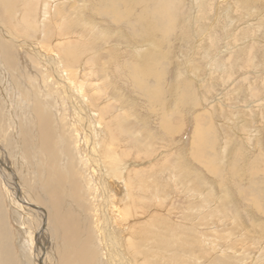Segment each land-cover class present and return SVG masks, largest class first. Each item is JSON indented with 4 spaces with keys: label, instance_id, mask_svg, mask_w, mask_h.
Returning a JSON list of instances; mask_svg holds the SVG:
<instances>
[{
    "label": "rangeland",
    "instance_id": "1",
    "mask_svg": "<svg viewBox=\"0 0 264 264\" xmlns=\"http://www.w3.org/2000/svg\"><path fill=\"white\" fill-rule=\"evenodd\" d=\"M92 1L94 2L92 3ZM166 1L170 4L174 15L179 14L177 15L180 18L178 22L180 28L185 24L189 25V22L193 25L186 28L185 37L189 38V41L178 40V32H176L177 37L168 38L163 51H166L167 54L170 53L168 54L170 61L167 59L162 62L157 69L163 73L162 80L155 81L152 77L150 80L146 79L142 86L141 82H136V85L134 79V85L131 82L135 71L133 64H138L135 48L144 40L143 34L146 31L143 26L139 27L138 23L134 25L135 19L130 18L129 22H126L136 31L133 28L131 30L126 22V25L123 24V28L127 30L129 42L124 40L123 42L122 39L116 37L114 43H121V47H115L117 48L114 51L115 55L124 56L126 60L115 58L117 63L115 62L114 66L110 67L111 81L107 88L109 100L99 101L110 104L107 109L104 107L102 110L107 120L113 122L112 127L119 129L115 132L120 133L123 130L128 134L129 139L125 137L127 143L124 145L127 151L126 155H128L125 163L131 165L127 173L130 172L131 178L140 184L141 179H144L145 183L147 182L145 185L141 184V190L138 185L137 193L136 191L134 193L140 200H144L140 204L141 206L137 205L140 206L139 210L144 209L141 213L148 212L143 220H148L146 219L148 216L151 219L152 216H155L159 225V229H157L159 236H162L163 239L166 238L165 240L154 238L155 236L150 234L152 226L149 221L143 226L146 228L143 230L144 237L148 241L146 245H151V247L161 245L163 247L161 252H164V249L170 251L167 254L164 252L163 258L161 256L162 259L158 257L153 259L158 264H264V248L262 249L264 246L262 244L264 242V29L261 28V31H258L260 23L264 22V0H261V3L255 2V0H251L253 2L246 0L248 8L255 6L259 13L254 16L246 15L237 21V28L234 29V32H236V36L243 33L242 30L247 28L246 25L248 26V23L253 21L255 24L250 26L252 28L250 34L254 39L250 38L248 45L240 46V54L235 52L240 57L238 61L241 62L236 64L234 74L223 75L226 78L222 82L217 79L210 80L212 75L209 72L212 70L207 72L208 67L206 66L209 59L219 57V53L220 57L224 56L227 60L229 58V55H222L229 37L224 27L226 20L224 21L222 17L219 18L218 14L217 17L213 14L212 18L210 15L206 27L210 32L208 36H214L215 54L210 58L205 56L202 60L195 55L196 62L192 61L186 65L185 58L182 56L186 53V45L190 46L193 43L194 47L203 36L198 33L195 23V19H199L197 12L193 9L195 1L187 0L183 8L178 0ZM53 2L54 0H52ZM176 2H179L180 5ZM235 2L240 6L243 0H235ZM228 3L230 6V1ZM85 4L88 6L85 9L86 13L88 12L87 21L92 20L90 17L93 16V11L88 9L89 5L104 10L113 6L111 0H71L68 5L62 6L63 9L66 8L64 14L69 17V23L78 21L81 24L86 21L81 8ZM154 4L155 0L152 2V5ZM221 4L224 5L216 0V7H220ZM224 7H227V4ZM182 11L183 13H181ZM43 16L45 13L42 0H0V43L14 46L9 48V52L16 64L19 63L20 58V63L17 66L18 74L5 66H0V98L2 94L4 97L7 96L4 101L10 104L9 106L13 109L11 117L7 114L5 105L1 106L0 102V118L2 117L3 123L6 125L11 124L12 118L13 120L20 118L19 111L24 107L22 102L25 103L24 105L29 103L27 98H22L19 95L20 91H26L25 85L27 87L33 83V79H29L34 77L31 76V71L33 69L41 70V66H43L42 55L39 57L35 54L34 49H38L40 43L44 44L50 37L52 42H55L53 41L57 32L55 25L57 22L59 23V19H63L58 15L52 17L56 23L45 22L43 24ZM190 16L192 19L189 18ZM99 21L104 20L99 19ZM33 22L35 27L30 25ZM110 24L108 26L114 29ZM215 24H219V26L214 27ZM254 25H256L255 29ZM256 27H258L257 30ZM75 29L77 28L75 27ZM3 30L7 32V35L2 34ZM114 30L117 32L119 28ZM142 31L143 34H141ZM134 37L140 40L136 42L137 39ZM134 39L135 42H133ZM11 41L13 42L11 43ZM171 43H173V47ZM40 47L42 48V46ZM122 47L124 49H121ZM172 49L173 51L170 52ZM87 50H90L89 45L86 52ZM103 50L104 48L101 50L97 48L93 51L104 53L103 56H106L107 54ZM65 51L66 49L62 47L59 50L60 54ZM252 51L253 53L250 54ZM248 54H250L249 57L246 56ZM0 58L4 62L7 61L1 53ZM128 58L130 62H128ZM254 59L255 67L251 64V60ZM86 61L82 60L78 65H85ZM118 62L121 63L120 67ZM106 63L107 60L104 59L101 64L108 66ZM151 68L153 69L155 66H151ZM246 68L250 72L248 77L246 76L247 78L244 77ZM221 73L219 72L220 75ZM214 74L217 77L220 76L215 71ZM17 75L19 76L17 77ZM197 79H199L198 83ZM133 87L138 91L133 90ZM157 87H159V91L161 90L159 100L157 105L151 108L149 105L151 92H154ZM177 87L180 88L179 92ZM90 88L89 85L87 89L91 91L93 88ZM122 109H126L124 110L126 113L128 110L127 124L124 122L126 121L125 117L123 118L120 113ZM246 109L250 112H247ZM234 116H238L239 121H235ZM165 117H168L167 120ZM16 158L15 155L10 158L12 163L14 159L17 161ZM182 165L184 177L181 176L180 171H177L178 168H182ZM133 184L129 185V189L134 187ZM143 190L145 197H142ZM7 194L8 192H5L0 180V223L3 222L4 235L8 236L9 248L16 264H36L35 258L37 251L40 250L39 244L43 242V239L37 236L39 229L37 223L41 221L32 213L24 214L15 210L12 206L13 201ZM147 195L150 199L147 198ZM155 197H157L158 203L155 201ZM153 202L157 203L158 207L151 214V211L154 210ZM143 205L145 206L142 207ZM238 223H245L249 230L248 234L253 231L257 238L251 233L249 236H253L257 240L255 242L245 241L246 234L240 231ZM252 228L254 229L252 230ZM31 237L35 248L32 250L34 251L31 250L32 243L29 241ZM5 240L7 241V239ZM172 251L174 254L171 253ZM55 252L53 249L49 264H55L56 257L53 255ZM70 259L73 261V257Z\"/></svg>",
    "mask_w": 264,
    "mask_h": 264
},
{
    "label": "bare ground",
    "instance_id": "2",
    "mask_svg": "<svg viewBox=\"0 0 264 264\" xmlns=\"http://www.w3.org/2000/svg\"><path fill=\"white\" fill-rule=\"evenodd\" d=\"M178 1L181 2V8L185 7L187 0ZM194 1L193 9L197 12L199 18L195 19V23L198 33L203 36L194 47L193 43L190 46L186 45V53L182 55L185 58L184 62L186 65L192 61L196 62L195 55L202 60L205 56L210 58L211 55L215 54L216 43L213 42L214 36H208L210 32L206 24L209 22L208 18L210 15L212 18L213 14L216 17L218 14L219 18L222 17L224 21L226 20L224 27L229 37L222 55H229V58L227 60L224 56L220 57L219 53V57L209 59L210 61L206 67H208L207 72L212 70L209 72L212 75L210 80L217 79L222 82L226 78L223 75L234 74L236 64L241 62L238 61L240 57L235 52L240 54L239 48L249 43L250 38L254 39L250 34V29H252L250 26L255 24L253 21H250L248 26L246 25L247 28L242 30L243 33L237 36L236 32H234V29L237 28L236 22L246 15L254 16L258 14L259 10L255 6H249L250 9L248 8L247 2L251 0H243L240 6L235 0H219L224 5L222 6L221 4L220 7L217 6L218 8L215 5L216 0H191V2ZM228 1H230V6ZM256 1L261 3V0ZM69 2L71 0H54L53 3L52 0H42V7L45 13V16L42 17L43 24L45 22L49 24L56 23L52 17L58 15L63 17V19H59V23L57 22L58 24L56 23L55 25L57 29L56 37L53 39L55 42L53 43L50 37L44 44H39L42 48L39 46L38 49H34L35 54L39 57L42 55V59H44L42 61L43 66H41V70L33 69L31 71V76L34 77L29 79H33V83L27 87L25 85L26 91H20L19 95L29 101L26 105L22 102L24 107L19 111L20 118L14 120L12 118L10 125L3 123L2 117L0 118V180L5 192H8L7 196L13 201L12 206L15 210L24 214L32 213L41 221L37 223L39 224L37 236L41 237L43 242L39 241L41 244H39L40 250L36 254V264H49L53 249L56 251L53 254L56 257L54 260L55 264H158L153 259L161 258V256L163 258L162 254L164 252L166 254L167 252L170 253V251L164 249V252H161L163 249L161 245L152 247L151 245H146L148 241L144 237L143 230H146L143 227L144 224L151 222L150 234L155 236L154 238L159 240H165L166 238L163 239L162 236H159L157 231L159 225L155 216H152L154 220L149 216L146 218L148 220H143L148 212L141 213L144 209L139 210L138 208H140V204L144 200H140L136 194V196L134 195L135 191L137 193V186L139 185L141 190V184L145 185L147 182L145 183L144 179H141L140 184L131 178L130 172L127 173L131 165L125 163L128 155H126L127 151L124 145L129 139L128 134L121 129L120 133L115 132L119 131V129L112 127L111 124L113 122L109 119V121L107 120L102 110L104 107L107 109L110 104L100 103L99 101L109 100L107 88H109L111 81L110 67L114 66L115 62L117 63L116 59L123 60L124 58L126 60L124 56L115 55L116 52H114L117 49L115 47H121V43L114 44L116 37L122 39V41L129 42L127 30L123 28V24L126 21L129 22L130 18H134L136 20V22L135 20L133 21L134 25L138 23L139 27L140 25L143 26L146 31V33L144 32L145 34H143L144 30L142 31L141 34H143L144 40H141L142 42L136 45L135 48L138 64H133L135 71L132 77L133 80L131 78V82L134 85L136 82H141L142 86H144L143 82L145 83L146 79L150 80L152 77L155 81L160 82L162 80L163 73L157 69H159L162 62L170 58L168 55L170 53L167 54L166 51H163L165 41L177 34L179 35H177L178 37L176 36L178 40L182 42H185V40L189 41V38L185 37L186 28L192 24L189 22V25L185 24L184 27L180 28L178 26L180 21L179 14L176 13L174 15L170 4L166 0H155L154 5H152L153 0H124L123 2L122 0L120 2L119 0H111L113 6L105 10L91 6L92 10L89 5L88 9L93 11V16L90 17L92 20L89 19L90 21H87L88 12L86 13L85 11L87 6L85 4L81 8L86 21L81 24L78 21H74L71 24L68 20L69 17L64 14L66 8L63 9L62 7L68 5ZM179 2L176 3L179 4ZM226 4L227 7H224ZM99 19L105 22L99 21ZM128 22H126L127 25ZM109 24L114 29L119 28V31L116 32V30L110 28ZM30 25L35 27L34 22ZM218 26L219 24L214 25V27ZM129 27L132 30L133 27ZM261 28L264 29V22L260 23L259 32ZM96 30L99 31L97 32ZM176 32L178 33L176 34ZM3 33L7 35L4 30ZM8 34L11 33L8 32ZM139 40L137 39L136 42ZM133 42H135V39ZM173 43H171L172 47ZM88 45L90 50L86 52ZM11 47L14 46L0 43V53L7 60L4 62L0 58V66H5L10 71L18 74L17 66L20 63V58L19 63L16 64L9 52ZM61 47L66 49L62 54L59 52ZM97 48H100V50L104 48L103 51L107 55L103 56L104 53L94 52L93 50H97ZM121 49L124 48L122 47ZM172 51L173 49L170 52ZM250 54L246 56L249 57ZM16 56L18 57L17 53ZM104 59L105 61L107 60L106 64L108 66L101 64ZM82 60H87L85 62L87 64L78 65ZM128 62H130V59ZM251 62L255 67V59L251 60ZM118 63L120 67L121 63ZM99 64L101 65L98 66ZM151 66H155V68L152 69ZM214 71L218 74L219 72L222 73L217 77ZM248 71L249 69L247 70L246 68L244 77L250 74ZM22 82L25 83L23 80ZM198 82L199 79H197ZM89 85L93 88L91 91L87 89ZM135 87H133V90L139 89ZM178 87L177 90L179 92L180 88ZM160 92L159 87L154 92H151L149 100L151 108L157 105ZM6 97L2 94L0 98L2 99L0 101L1 106L4 104L7 108V114L12 117L13 109L9 106L10 104L5 102ZM124 110L126 109L120 110V113H122L123 118L125 117L126 121L124 122L127 124L129 113L128 110L127 113ZM247 112L250 111L247 110ZM167 118L165 117L166 120ZM233 119L239 121L238 116H234ZM128 125L130 126V124ZM125 137L127 138L126 140ZM14 155L17 157V161L14 159L13 164L10 158ZM182 169H184L183 165L177 171H180L181 176L184 177L185 174ZM132 183H134V187L129 189V185L131 186ZM196 188L199 190L197 186ZM145 196L143 190L142 197ZM157 197H155L156 202ZM147 198H149L148 195ZM157 203H152L154 210L151 211V214L157 210ZM225 217L227 218V215ZM2 223H0V264H16L9 248L8 236L5 237L4 235L5 231ZM238 224L240 231L246 234L245 241L255 242L257 240L253 236H249L250 233L254 234V232L252 231L248 234L249 230L245 223ZM233 226L235 227V224ZM30 232L32 233V231ZM29 241L32 243V250L34 248L32 237L29 238ZM170 249L173 250L172 248ZM70 257H73V261Z\"/></svg>",
    "mask_w": 264,
    "mask_h": 264
}]
</instances>
